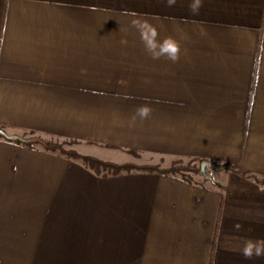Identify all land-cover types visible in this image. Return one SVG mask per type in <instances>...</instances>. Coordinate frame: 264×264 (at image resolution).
Listing matches in <instances>:
<instances>
[{
	"label": "crops",
	"instance_id": "obj_1",
	"mask_svg": "<svg viewBox=\"0 0 264 264\" xmlns=\"http://www.w3.org/2000/svg\"><path fill=\"white\" fill-rule=\"evenodd\" d=\"M188 3L0 0V123L104 161L205 158L264 176V0H203L198 15ZM133 14L180 44L177 62L150 57ZM214 169L195 183L104 176L0 137V264H264L243 254L264 242V185Z\"/></svg>",
	"mask_w": 264,
	"mask_h": 264
},
{
	"label": "trees",
	"instance_id": "obj_2",
	"mask_svg": "<svg viewBox=\"0 0 264 264\" xmlns=\"http://www.w3.org/2000/svg\"><path fill=\"white\" fill-rule=\"evenodd\" d=\"M7 126L0 123V137L6 138L8 140L17 141L28 147H34L35 145L42 146L46 151L57 152L64 155L68 160H75L82 162L86 167L93 170L98 175H119L125 172H157L161 174L168 175H180L183 179L188 182H193L194 179L190 175L195 172L196 174L202 175L200 170H194L192 166L193 163H199L202 165L205 163L209 168H228L235 173L254 179L256 182L264 185V177L262 175L253 174L242 170L239 166L231 163H219L207 159H190L184 163V159H175L173 163L166 168H162L159 165H137L134 163L119 164L109 161L101 160L97 157L84 155L76 151L75 149H68L66 145H75L78 141L74 139H66L62 137H45L35 131H25L24 135H10L7 131ZM192 163V164H191ZM209 168L203 175L205 178H210ZM189 172V173H187Z\"/></svg>",
	"mask_w": 264,
	"mask_h": 264
},
{
	"label": "clouds",
	"instance_id": "obj_3",
	"mask_svg": "<svg viewBox=\"0 0 264 264\" xmlns=\"http://www.w3.org/2000/svg\"><path fill=\"white\" fill-rule=\"evenodd\" d=\"M168 7L177 4V0H165ZM203 7V0H189L188 8L193 15H198L200 8ZM133 27L140 36V40L144 45L145 51L154 60L166 58L171 62H177L180 58V44L172 37H166L163 40L158 39L159 32L157 28L146 19H141L133 14L131 20ZM151 114V108L142 106L137 109V116L146 119ZM246 258H251L254 254L257 256L264 255V242L248 243L243 250Z\"/></svg>",
	"mask_w": 264,
	"mask_h": 264
},
{
	"label": "rangeland",
	"instance_id": "obj_4",
	"mask_svg": "<svg viewBox=\"0 0 264 264\" xmlns=\"http://www.w3.org/2000/svg\"><path fill=\"white\" fill-rule=\"evenodd\" d=\"M10 134V133H9ZM12 134V133H11ZM10 134V135H11ZM14 134H16V135H24L25 133L22 131V132H19V134L18 133H14ZM66 147L68 148V149H75L76 151H78L79 153H81L80 151H81V147L78 145V144H75V145H70V144H68V145H66ZM82 154V153H81ZM128 154V156L126 157V156H124L123 154H122V156L121 157H119V158H116L117 160H125V158H127V160L128 161H130V162H126V163H134V164H137V165H153V166H157V165H159L160 167H162V168H166V167H169L172 163H173V161L174 160H168V159H164V158H160V157H152V156H150V155H145V154H140V153H136V152H128L127 153ZM84 155H86V154H84ZM91 156V155H90ZM105 156V155H104ZM107 156V155H106ZM191 159H196V158H191ZM201 159H205V158H201ZM185 161H184V163H186L187 161H189L190 159H184ZM207 160H210V159H207ZM212 161H214V160H212ZM217 162V161H216ZM220 163V162H219ZM122 164H125V163H122ZM192 164V163H191ZM192 166L195 168L194 170H200V172H201V174L202 175H199V174H196L195 172H190V173H192L191 175H190V177L192 176L193 177V179H194V181L193 182H191V183H195V181H196V179H198V178H201V177H203V178H205L203 175L206 173V170L209 168V166L208 165H206V167L204 168L205 169V171H204V173L202 172V170H203V167H202V165H200L199 163H193L192 164ZM247 172H250V171H247ZM125 173H127V172H125ZM187 173H189V172H187ZM250 173H252V172H250ZM209 174H210V176H211V178H213V177H215V176H218L219 174L216 172V170L214 169V168H210L209 169ZM253 174H257V173H253ZM239 175V174H238ZM258 175V174H257ZM178 176H180V175H178ZM239 176H241V175H239ZM263 176V175H262ZM181 177V176H180ZM241 177H243V176H241ZM264 177V176H263ZM243 178H246V179H249V180H252V181H254L255 183H257V184H260V183H258V182H256L254 179H252V178H249V177H243ZM185 180V179H184ZM190 183V182H189ZM260 185H262V184H260Z\"/></svg>",
	"mask_w": 264,
	"mask_h": 264
},
{
	"label": "water",
	"instance_id": "obj_5",
	"mask_svg": "<svg viewBox=\"0 0 264 264\" xmlns=\"http://www.w3.org/2000/svg\"><path fill=\"white\" fill-rule=\"evenodd\" d=\"M202 167H203V170H202V172L204 173V171H205V169H204V168L206 167V164H205V163H203V164H202Z\"/></svg>",
	"mask_w": 264,
	"mask_h": 264
}]
</instances>
